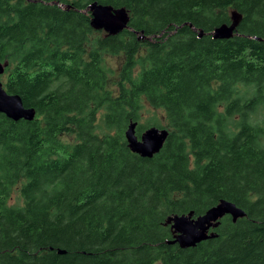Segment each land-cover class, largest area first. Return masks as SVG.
<instances>
[{
  "label": "trees",
  "instance_id": "16d2710c",
  "mask_svg": "<svg viewBox=\"0 0 264 264\" xmlns=\"http://www.w3.org/2000/svg\"><path fill=\"white\" fill-rule=\"evenodd\" d=\"M92 1L128 28L93 29ZM233 11L236 34L213 38ZM0 61L36 109L0 112V264H264V0H0ZM147 106L169 131L151 158L124 137ZM221 199L246 215L166 243L169 215Z\"/></svg>",
  "mask_w": 264,
  "mask_h": 264
},
{
  "label": "water",
  "instance_id": "95a60500",
  "mask_svg": "<svg viewBox=\"0 0 264 264\" xmlns=\"http://www.w3.org/2000/svg\"><path fill=\"white\" fill-rule=\"evenodd\" d=\"M90 13V25L93 29L103 30L106 34L115 35L128 28L129 11L125 7H113L92 1L86 7ZM238 15L232 12V21L217 25L208 33L215 39H227L236 34ZM191 25V24H190ZM198 37L203 30H197ZM7 61H0V75L5 72ZM0 112L14 121L20 119L31 121L36 116L34 107L24 106L18 94L8 93L0 79ZM137 121H130L124 130V137L131 152L145 158H151L163 147L169 134L168 129L155 125L145 128L140 136L136 133ZM229 215L233 221L244 217L246 212L232 201L221 199L217 204L209 207L197 216L193 212L187 214H174L166 218L165 223L170 224L173 235L166 240L168 244L177 243L180 247H191L197 243L217 236L215 229L220 219Z\"/></svg>",
  "mask_w": 264,
  "mask_h": 264
},
{
  "label": "rangeland",
  "instance_id": "374dc122",
  "mask_svg": "<svg viewBox=\"0 0 264 264\" xmlns=\"http://www.w3.org/2000/svg\"><path fill=\"white\" fill-rule=\"evenodd\" d=\"M102 33H106V32L102 30L101 34ZM119 61L120 60L114 56H110V55L105 56L106 65L108 67L112 68V70L116 73H117V69H118L119 64H120ZM0 79L3 83L5 82L6 71L0 75ZM166 120L167 119H166V114H165L164 110L154 109L150 106H147L143 109L141 124L152 125V123H154L155 126L165 127ZM63 139L73 140L74 135H65L63 137ZM16 197H17V191L15 190V191H13V200H16Z\"/></svg>",
  "mask_w": 264,
  "mask_h": 264
}]
</instances>
